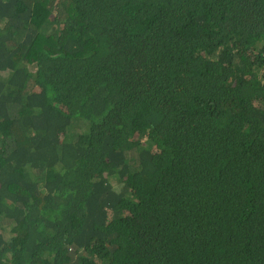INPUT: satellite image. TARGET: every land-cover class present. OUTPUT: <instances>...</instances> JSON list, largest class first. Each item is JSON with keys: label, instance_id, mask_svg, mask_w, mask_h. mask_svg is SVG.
I'll return each mask as SVG.
<instances>
[{"label": "trees", "instance_id": "1", "mask_svg": "<svg viewBox=\"0 0 264 264\" xmlns=\"http://www.w3.org/2000/svg\"><path fill=\"white\" fill-rule=\"evenodd\" d=\"M0 264H264V0H0Z\"/></svg>", "mask_w": 264, "mask_h": 264}]
</instances>
